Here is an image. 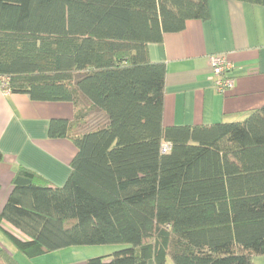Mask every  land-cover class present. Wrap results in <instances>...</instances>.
<instances>
[{
  "label": "trees",
  "instance_id": "1",
  "mask_svg": "<svg viewBox=\"0 0 264 264\" xmlns=\"http://www.w3.org/2000/svg\"><path fill=\"white\" fill-rule=\"evenodd\" d=\"M208 18V0H0L8 92L75 111L47 129L76 148L66 182L20 169L0 212L25 257L113 244L128 248L86 264L264 256V106L239 122L162 124L166 68L148 61L147 46ZM93 114L102 120L89 127ZM0 264L19 263L0 250Z\"/></svg>",
  "mask_w": 264,
  "mask_h": 264
},
{
  "label": "crops",
  "instance_id": "2",
  "mask_svg": "<svg viewBox=\"0 0 264 264\" xmlns=\"http://www.w3.org/2000/svg\"><path fill=\"white\" fill-rule=\"evenodd\" d=\"M208 9L207 20L188 21L183 31L147 46L148 61L166 68L164 127L239 122L264 106V7L208 0ZM212 55H224L234 66L233 86L224 94L213 86ZM74 112L71 103L34 102L25 95L0 93V212L20 169L37 174L52 187L66 182L76 148L68 139H49L47 129L52 119L72 121ZM1 226L17 235L3 222ZM3 236L0 250L24 264L22 257L4 247ZM67 250L38 258L43 264H68L60 255Z\"/></svg>",
  "mask_w": 264,
  "mask_h": 264
},
{
  "label": "rangeland",
  "instance_id": "3",
  "mask_svg": "<svg viewBox=\"0 0 264 264\" xmlns=\"http://www.w3.org/2000/svg\"><path fill=\"white\" fill-rule=\"evenodd\" d=\"M96 120H102L101 119V115L99 114H93L91 115V117L88 120V124L89 127L94 125V123L96 122ZM92 128V127H91ZM4 225L10 227L8 224H6L5 222H3ZM0 235L1 234L0 232ZM5 236H3V239L6 241V245L4 246L6 249L13 252V254H17L19 257H22V259H24V264H43L42 260H40V258L37 259H28L27 257H25L21 252H19L8 240L7 238H4ZM125 248H128V245L126 244H113V245H98V246H79V247H72L69 248V250H67L66 252H62V256L67 257V262L69 264V262H84L85 260L87 261L88 259L91 258H96V257H105L106 260H108V256L112 255L113 253L123 250ZM71 253V255H70ZM14 260H16V257H13ZM60 261H54L52 263H48V264H61L59 263ZM252 264H264V256H254L251 259ZM164 264H173L171 259L169 257L166 258V261Z\"/></svg>",
  "mask_w": 264,
  "mask_h": 264
},
{
  "label": "built area",
  "instance_id": "4",
  "mask_svg": "<svg viewBox=\"0 0 264 264\" xmlns=\"http://www.w3.org/2000/svg\"><path fill=\"white\" fill-rule=\"evenodd\" d=\"M209 63L212 69V81L215 90L220 94L226 93L233 86V79L230 77V73L234 69L233 64L224 55L210 56ZM0 93L9 94L5 78H0ZM169 148L168 144H163L161 148L162 154L167 153Z\"/></svg>",
  "mask_w": 264,
  "mask_h": 264
}]
</instances>
